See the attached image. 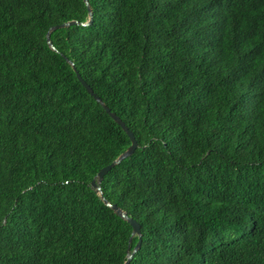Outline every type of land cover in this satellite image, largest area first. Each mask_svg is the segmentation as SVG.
<instances>
[{"label":"trees","instance_id":"16d2710c","mask_svg":"<svg viewBox=\"0 0 264 264\" xmlns=\"http://www.w3.org/2000/svg\"><path fill=\"white\" fill-rule=\"evenodd\" d=\"M126 261L264 264V0H0V264Z\"/></svg>","mask_w":264,"mask_h":264},{"label":"water","instance_id":"95a60500","mask_svg":"<svg viewBox=\"0 0 264 264\" xmlns=\"http://www.w3.org/2000/svg\"><path fill=\"white\" fill-rule=\"evenodd\" d=\"M86 5H87V0H84ZM65 25H68V24H62L58 27H63ZM54 28H57V27H54ZM47 39V43L49 44L50 47L51 44L49 42V36L47 35L46 37ZM76 72V71H75ZM76 76L78 78V80L81 82V84L83 85V87H85V89L87 90V92L96 100L99 102V99L98 97L92 92V90L82 81V79L80 78V76L76 73ZM104 110L108 113V115L122 128V130L126 133V135L128 136L129 140H130V146L128 147V149L122 154L120 155L115 161L111 162L109 165L103 167L98 173H97V183H99L103 177V175L110 170V168L120 162L123 158H125L126 156H129L133 153L134 149L136 148V142L134 140V137L132 135V133L128 130V128L125 126V124L116 116L114 115L113 113H111L109 111L108 108H106L105 106H103ZM91 187L95 188L97 190H99V187L97 186L96 182L93 180L91 182ZM110 208L118 215H120L121 217H123L124 219H126L128 221V223L131 225L132 227V233L133 234H137L139 235V227H138V224L130 219V218H127L125 214L121 213L120 210L115 206V205H111ZM138 246V243L136 245V247ZM129 259V258H128ZM128 261L125 262V264H127Z\"/></svg>","mask_w":264,"mask_h":264}]
</instances>
